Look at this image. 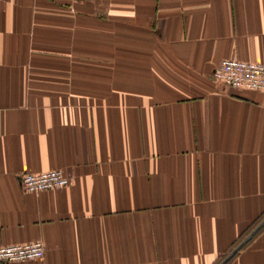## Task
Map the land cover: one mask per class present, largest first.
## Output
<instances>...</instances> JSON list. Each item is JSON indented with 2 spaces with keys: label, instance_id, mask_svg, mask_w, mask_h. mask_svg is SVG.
Masks as SVG:
<instances>
[{
  "label": "crops",
  "instance_id": "1",
  "mask_svg": "<svg viewBox=\"0 0 264 264\" xmlns=\"http://www.w3.org/2000/svg\"><path fill=\"white\" fill-rule=\"evenodd\" d=\"M225 60L264 65V0H0V247L44 246L10 264H264V95Z\"/></svg>",
  "mask_w": 264,
  "mask_h": 264
},
{
  "label": "built area",
  "instance_id": "2",
  "mask_svg": "<svg viewBox=\"0 0 264 264\" xmlns=\"http://www.w3.org/2000/svg\"><path fill=\"white\" fill-rule=\"evenodd\" d=\"M212 78L225 87L237 90L259 92L264 95V65L237 60H225L214 69ZM70 179L60 171L33 175L24 174L19 179L20 188L25 192L38 193L62 189ZM44 246L40 241L27 245L0 247V263H23L43 257Z\"/></svg>",
  "mask_w": 264,
  "mask_h": 264
},
{
  "label": "trees",
  "instance_id": "3",
  "mask_svg": "<svg viewBox=\"0 0 264 264\" xmlns=\"http://www.w3.org/2000/svg\"><path fill=\"white\" fill-rule=\"evenodd\" d=\"M238 246V245H237ZM237 247H235V249H236ZM235 249H233L231 252H233ZM230 252V253H231ZM229 254V253H228ZM225 258H227V256H225V257H223V259H221V260H219V264L222 262V261H224L225 260Z\"/></svg>",
  "mask_w": 264,
  "mask_h": 264
}]
</instances>
